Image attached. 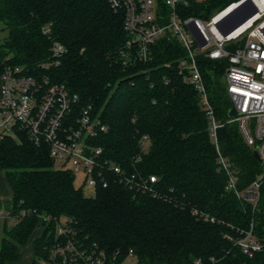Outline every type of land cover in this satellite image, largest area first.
I'll return each mask as SVG.
<instances>
[{
    "label": "trees",
    "instance_id": "trees-1",
    "mask_svg": "<svg viewBox=\"0 0 264 264\" xmlns=\"http://www.w3.org/2000/svg\"><path fill=\"white\" fill-rule=\"evenodd\" d=\"M236 1L190 0L178 11L209 20ZM0 26V77L10 65L64 85L78 97L76 114L91 107L100 123L90 143L121 171L106 168L108 186L86 194L69 169L55 166L46 145L24 133L1 140L0 168L11 197L0 200V210L16 223L8 227L5 221L0 264H16L38 228L32 264H49L58 241L56 220L67 224L80 246L101 252L107 264L130 257L135 264H264V182L256 208L226 189L229 172L240 190L264 172L228 115V60L205 53L197 58L218 124L215 142L201 96L180 67L186 51L177 39L157 40L140 61L124 12L107 0H0ZM56 42L65 47L59 66L52 56ZM42 217L51 221L42 226ZM252 225L263 247L249 257L235 241Z\"/></svg>",
    "mask_w": 264,
    "mask_h": 264
},
{
    "label": "built area",
    "instance_id": "built-area-1",
    "mask_svg": "<svg viewBox=\"0 0 264 264\" xmlns=\"http://www.w3.org/2000/svg\"><path fill=\"white\" fill-rule=\"evenodd\" d=\"M107 1L114 10L124 12L129 43L135 47L140 61L148 59L149 50L157 40L169 35L177 39L186 51L180 67L201 96L202 106L212 122L215 142L218 124L197 58L205 53L211 60H228L224 79L233 108L238 112L234 120L246 144L259 154L264 170V0H238L209 20L184 16L178 11V5L188 7L190 0ZM161 6L168 8L167 14L162 12ZM234 11L241 18L253 11L255 14L236 31L224 36L217 24ZM232 22V19L224 20L221 26L227 28ZM64 52L62 44L53 45L55 66L60 65ZM77 104L78 97L64 85L39 79L22 67L6 66L0 77V141L26 134L37 145H46L55 163L63 162L62 168L69 169L76 179L79 177L85 191L94 192L99 186H108L106 168L116 174L121 171L111 168V163L103 160L102 149L90 143L100 123L92 117L91 107L76 114ZM221 163L228 169L223 159ZM155 182L156 178L150 177V183ZM263 182L264 172L246 189L240 190L237 178L229 172L226 189L241 202L256 208ZM0 219L11 226L16 223L15 217L4 210H0ZM206 219L215 222L214 218ZM50 221L42 217L40 223L43 226ZM242 234L235 245L245 255L250 257L262 249V243L253 234V225ZM55 235L58 241L50 249L49 264H107L101 252L84 248L72 239L71 230L64 221L56 220ZM193 264H215V260L205 263L198 259Z\"/></svg>",
    "mask_w": 264,
    "mask_h": 264
},
{
    "label": "rangeland",
    "instance_id": "rangeland-1",
    "mask_svg": "<svg viewBox=\"0 0 264 264\" xmlns=\"http://www.w3.org/2000/svg\"><path fill=\"white\" fill-rule=\"evenodd\" d=\"M196 3L198 4H204L207 3L210 0H194ZM1 29V26H0ZM5 36V33H3L0 30V40ZM56 167L58 168H62L63 166V162L58 161L55 164ZM75 185L77 187H80V179L79 177L76 179L75 181ZM93 193V191L91 190H87L86 194H91ZM10 196V188L9 185L7 183V180L4 176L3 171L0 169V197L3 198H7L9 199ZM4 226H5V222L4 220L0 219V243L2 241V238L4 236ZM8 227H11V223H7ZM42 234V229L38 228L35 230V232L33 233L32 237L30 238L29 242L22 248L21 250V259L19 260V262L17 264H31L32 259H33V251H34V244L36 239ZM136 263V259L135 258H128L124 264H135Z\"/></svg>",
    "mask_w": 264,
    "mask_h": 264
},
{
    "label": "water",
    "instance_id": "water-1",
    "mask_svg": "<svg viewBox=\"0 0 264 264\" xmlns=\"http://www.w3.org/2000/svg\"><path fill=\"white\" fill-rule=\"evenodd\" d=\"M254 14H255V12L253 11V12L249 13V15H247L246 17L241 18L240 16H237V12L234 11V12L228 14L226 17H224V19H222L220 22H218L217 26H218L219 30L222 32V34L224 36H227V35L233 33L234 31H236L239 27H241ZM227 19H232L233 22L231 23V25L229 27L223 28L221 26V24L224 20H227ZM228 115L230 118H236V117H238V112L235 108H232L229 111ZM253 156L255 159H257L260 162L259 154L256 151L253 152Z\"/></svg>",
    "mask_w": 264,
    "mask_h": 264
},
{
    "label": "crops",
    "instance_id": "crops-1",
    "mask_svg": "<svg viewBox=\"0 0 264 264\" xmlns=\"http://www.w3.org/2000/svg\"><path fill=\"white\" fill-rule=\"evenodd\" d=\"M1 169V168H0ZM2 170V169H1ZM3 171V170H2ZM4 173V172H3ZM4 176H5V174H4ZM6 178V177H5ZM8 183V182H7ZM9 185V184H8ZM9 188H10V186H9ZM10 197H11V189H10V196H9V199H10ZM0 200H2V201H4V200H8L7 198H3V197H0ZM5 222V221H4ZM23 248V247H22ZM22 248L20 249V254H21V250H22ZM20 259H21V257H20ZM19 259V260H20ZM33 260H34V251H33V259H32V262H33ZM19 262V261H18ZM17 262V263H18ZM32 262H31V264H32ZM16 263V264H17Z\"/></svg>",
    "mask_w": 264,
    "mask_h": 264
}]
</instances>
